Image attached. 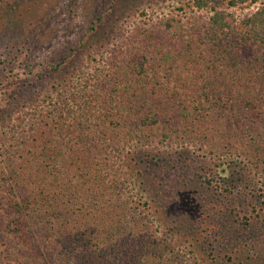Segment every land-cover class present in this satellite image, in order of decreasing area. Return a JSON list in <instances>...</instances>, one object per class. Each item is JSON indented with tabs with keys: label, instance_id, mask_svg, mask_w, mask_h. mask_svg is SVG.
Listing matches in <instances>:
<instances>
[{
	"label": "rangeland",
	"instance_id": "obj_1",
	"mask_svg": "<svg viewBox=\"0 0 264 264\" xmlns=\"http://www.w3.org/2000/svg\"><path fill=\"white\" fill-rule=\"evenodd\" d=\"M194 1L0 0V110L12 98L9 83H33L36 101L30 98L28 106H18L24 124H33L37 114L49 110L50 101L44 98L51 94L55 99L61 94L55 90L58 83L63 84L62 95L66 96L67 86L78 85L90 65L106 67L122 42L130 43L134 30L155 38L153 49L139 52L149 62L144 82L158 80L163 88L178 91L186 104L194 100V91L204 92L208 100L203 98V106L208 107L209 102L218 105L214 107L216 115L223 113V106L244 111L245 102L252 100L256 109L244 112L261 123L257 116L264 108V47L242 49L234 63L224 66L195 44L191 26L205 21L211 8L227 9L239 23L264 6V0L236 9H229L228 0H208V7L201 10ZM164 22L174 27L158 40L156 29L164 33ZM141 79L131 85L130 97L145 86L139 83ZM10 109L4 108V114L12 117L5 116V124L18 130L16 114ZM183 123L180 129L184 130L212 128L207 119L191 127ZM193 131L195 134L183 141H167L161 139V129L151 130L150 146H143L141 138L129 140V149L109 164L113 168L108 172L115 176L110 181L112 187L118 186L112 203L117 206L127 198L156 235H166L184 252L193 244L191 263L206 260L211 264V253L216 264H264V129L252 124L248 131L252 143L245 139L235 143L215 129L213 140L221 138L225 148L216 153L211 151L215 141L197 140L202 135ZM210 179L213 183L204 182ZM224 188L230 192L222 191ZM164 216L168 220H163ZM98 225L104 226V222ZM205 228H215L217 233L211 231V237L203 238L207 233L201 235V229ZM193 231L200 233L193 238ZM204 239L207 242L203 244L200 241ZM225 255L231 259H222Z\"/></svg>",
	"mask_w": 264,
	"mask_h": 264
},
{
	"label": "trees",
	"instance_id": "obj_2",
	"mask_svg": "<svg viewBox=\"0 0 264 264\" xmlns=\"http://www.w3.org/2000/svg\"><path fill=\"white\" fill-rule=\"evenodd\" d=\"M249 2L256 0H228V7L236 9ZM194 4L201 10L209 2L195 0ZM211 10L205 21L195 22L191 29L195 44L208 50L217 62L231 65L242 49L264 47V6L239 23L227 9ZM163 26L164 33L156 29L160 32L158 40L174 27L169 22ZM123 36L121 33L119 37ZM154 39L133 30L130 43L122 42L106 67L90 65L78 85L67 86L66 96L62 95L63 84L58 83L55 90L61 94L55 99L51 94L44 98L50 101L49 110L37 114L33 124H24L18 108L28 106L30 98L36 101L32 96L34 84H8L12 98L0 110V264H199L190 261L194 260L193 244L184 252L166 235L153 233L143 222L142 212H137L138 207L127 198L120 205L112 203L118 186L111 184L115 176L108 172L110 161L120 159L129 149V140L141 138L143 146H150L151 130L158 129L161 139L167 141L188 139L196 129L202 135L197 140L216 142L211 150L214 153L225 149L221 138L213 140L219 131L235 143L241 139L252 143L248 131L252 124L264 129V108L257 116L261 123L245 114L256 109L252 100L245 102V112L223 106V113L216 115L214 107L218 105L209 102L208 107L203 106V98L208 100L204 92L194 91V100L186 104L178 91L163 88L158 80L144 82L149 62L139 52L153 49ZM140 77L144 89L133 91L130 97V90H134L130 87ZM4 108L16 114L18 130L6 126L5 116L12 117L4 114ZM204 119L212 128L180 129L183 122L191 127ZM204 182L211 184L213 180ZM107 203H112L111 207ZM162 219L170 221L169 216ZM201 230V235L207 233L203 238L211 237V231L217 233L215 228ZM199 233L193 231L190 236ZM208 257L216 264L213 254ZM225 258L231 259L228 255Z\"/></svg>",
	"mask_w": 264,
	"mask_h": 264
}]
</instances>
